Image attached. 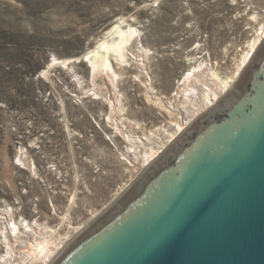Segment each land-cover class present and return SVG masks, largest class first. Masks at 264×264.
<instances>
[{
	"label": "rangeland",
	"instance_id": "rangeland-1",
	"mask_svg": "<svg viewBox=\"0 0 264 264\" xmlns=\"http://www.w3.org/2000/svg\"><path fill=\"white\" fill-rule=\"evenodd\" d=\"M168 2L0 0V28L11 27L14 39L27 43L25 53L43 63L31 87L7 73L22 62L7 57L14 40L0 31L8 47L0 49V254L7 249L1 228L7 212L18 223L40 225L51 249L90 221L143 170L125 152L129 142L115 124L152 140L164 128L173 131L182 119L175 91L187 71L204 68L209 83L212 72L232 76L264 27V0ZM115 25L133 33L130 48L143 53L145 72L138 76L134 60L111 51L118 100L112 105L113 86L105 74L94 75L85 54L117 41ZM15 259L11 264L29 263Z\"/></svg>",
	"mask_w": 264,
	"mask_h": 264
},
{
	"label": "water",
	"instance_id": "water-1",
	"mask_svg": "<svg viewBox=\"0 0 264 264\" xmlns=\"http://www.w3.org/2000/svg\"><path fill=\"white\" fill-rule=\"evenodd\" d=\"M52 264H264V40Z\"/></svg>",
	"mask_w": 264,
	"mask_h": 264
},
{
	"label": "bare ground",
	"instance_id": "bare-ground-1",
	"mask_svg": "<svg viewBox=\"0 0 264 264\" xmlns=\"http://www.w3.org/2000/svg\"><path fill=\"white\" fill-rule=\"evenodd\" d=\"M119 26L120 25H115L113 27L114 31L119 32V39L117 41L109 44L106 43V41H102L101 44L85 54L94 75L97 72L105 74L109 83L113 86V96L111 97V100H109L112 105H115L118 101L114 93L117 73L110 65L108 58L110 52L112 51L114 54H118L123 62H129L130 59L132 61L134 60L135 64L139 65L140 68L141 73L139 72L138 76H142L145 72L143 61L145 57L143 53L137 49L133 51V49L131 50L130 48V39H132L133 33H126L121 30ZM263 40L264 27L260 29V38H257V40L252 42L250 48L246 50L241 61H239L236 72L228 78L223 79L211 71L212 81L209 83L206 80L208 72L204 68L199 67L196 69L194 67L193 69H189L181 81L183 86L179 87L178 91H175L176 97L182 99L178 106L179 109H177L179 113H182V119L180 121L177 120L175 123L173 122V131L168 132L167 129L164 128L165 135L160 137L159 140H152V137L149 135H143V137L139 136V134L132 131L130 132L122 122L121 124H119L120 122H117L115 124L116 126L114 125L115 128L123 133V136L130 145L127 146L125 152L131 155L133 161L139 162L143 169L160 158L188 128H190L204 113L208 112L228 93L237 81L242 70L251 61L255 51ZM79 59L80 58L78 57L75 60ZM148 90L153 91V88L148 87ZM98 91L99 90L95 93H98ZM154 98H156L152 100L154 103H158L160 106L164 107V102L160 97L155 96ZM168 103L170 106L172 105L170 100ZM125 128L129 131L128 133L123 131ZM122 190L123 189L120 191ZM8 215L10 216L9 221L7 220L4 222V225L1 227L2 235L7 244V249L5 254H0V264H11V260H16L15 258L17 256L21 257V259L23 258L24 260H27L29 262L28 264H33L36 260H40L42 264H52L53 260L59 255L64 247H66L89 222L88 220V222L82 225L83 227H75L70 234L68 233L66 235L65 240L59 246L55 247V249H51L49 246V240L45 239L41 233L40 225L37 223H29L26 220L18 223L13 219L10 212H7V216Z\"/></svg>",
	"mask_w": 264,
	"mask_h": 264
},
{
	"label": "trees",
	"instance_id": "trees-1",
	"mask_svg": "<svg viewBox=\"0 0 264 264\" xmlns=\"http://www.w3.org/2000/svg\"><path fill=\"white\" fill-rule=\"evenodd\" d=\"M24 1V0H23ZM170 3L172 0H168ZM168 2V3H169ZM158 8L163 9L165 7L164 3H157ZM1 32H3L9 39L11 38L14 41H8L11 46H13L14 51H9L10 53L7 54V57L11 56L13 54V56L15 55L16 57L21 56V62H22V66L19 67L17 70L15 71L14 68L9 67L8 69H6L7 73H12L13 75L19 74V81H21V83L24 84H28L30 87L33 84V77H35L38 74V71L43 67V63L37 65L36 60L28 53L26 52V44L27 43H21L18 39H14L15 37H13V31L11 29V27L5 30H3L2 28H0ZM29 37H32L31 35ZM29 40V38H28ZM33 41H35L33 39ZM8 47H4V43H0V49L1 50H7ZM8 53V51H7Z\"/></svg>",
	"mask_w": 264,
	"mask_h": 264
}]
</instances>
